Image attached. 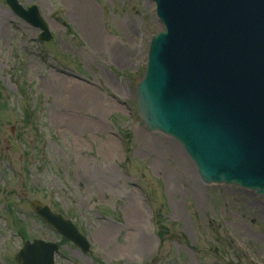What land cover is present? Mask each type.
Here are the masks:
<instances>
[{"label": "rangeland", "instance_id": "rangeland-1", "mask_svg": "<svg viewBox=\"0 0 264 264\" xmlns=\"http://www.w3.org/2000/svg\"><path fill=\"white\" fill-rule=\"evenodd\" d=\"M20 2L40 6L53 40L38 46L0 0V264H18L27 238L62 242L34 200L92 244L62 243L57 264H264V198L205 184L140 120L136 81L162 28L153 0Z\"/></svg>", "mask_w": 264, "mask_h": 264}, {"label": "water", "instance_id": "water-1", "mask_svg": "<svg viewBox=\"0 0 264 264\" xmlns=\"http://www.w3.org/2000/svg\"><path fill=\"white\" fill-rule=\"evenodd\" d=\"M154 1L164 29L154 31L137 84L145 126L177 140L205 183L237 185L264 196V0ZM7 2L44 29L43 39H51L36 7ZM32 207L91 251L70 220L40 201ZM57 250L54 243L28 242L17 260L54 264Z\"/></svg>", "mask_w": 264, "mask_h": 264}, {"label": "bare ground", "instance_id": "bare-ground-1", "mask_svg": "<svg viewBox=\"0 0 264 264\" xmlns=\"http://www.w3.org/2000/svg\"><path fill=\"white\" fill-rule=\"evenodd\" d=\"M167 145H169L168 147H167V149H166V152L169 154V155H171V154H174V155H177L176 154V152L173 150V151H170L168 148H170V147H172L170 144H167ZM161 148V147H160ZM173 148V147H172ZM172 152V153H171ZM180 167H183V165L182 166H180ZM184 168V167H183Z\"/></svg>", "mask_w": 264, "mask_h": 264}, {"label": "trees", "instance_id": "trees-1", "mask_svg": "<svg viewBox=\"0 0 264 264\" xmlns=\"http://www.w3.org/2000/svg\"><path fill=\"white\" fill-rule=\"evenodd\" d=\"M159 222H160V223H159V225H160V224L162 223V222H161V218H159ZM160 229H161V225H160ZM160 232H161V231H160Z\"/></svg>", "mask_w": 264, "mask_h": 264}]
</instances>
